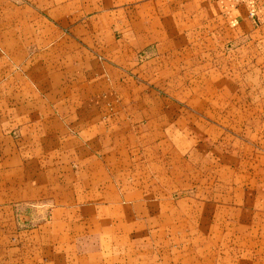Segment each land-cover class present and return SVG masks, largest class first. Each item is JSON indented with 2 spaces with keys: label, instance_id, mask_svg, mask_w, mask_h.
Segmentation results:
<instances>
[{
  "label": "crops",
  "instance_id": "1",
  "mask_svg": "<svg viewBox=\"0 0 264 264\" xmlns=\"http://www.w3.org/2000/svg\"><path fill=\"white\" fill-rule=\"evenodd\" d=\"M0 264H264V0H0Z\"/></svg>",
  "mask_w": 264,
  "mask_h": 264
},
{
  "label": "rangeland",
  "instance_id": "2",
  "mask_svg": "<svg viewBox=\"0 0 264 264\" xmlns=\"http://www.w3.org/2000/svg\"><path fill=\"white\" fill-rule=\"evenodd\" d=\"M198 79H195V82L197 81ZM203 98V101L211 104L212 100L214 99V93H213V89H211L209 92H206L205 95L203 94H191V97H193L191 100L194 101V102H197V97L199 98ZM202 96V97H201ZM176 100V99H175ZM208 170V169H207Z\"/></svg>",
  "mask_w": 264,
  "mask_h": 264
}]
</instances>
